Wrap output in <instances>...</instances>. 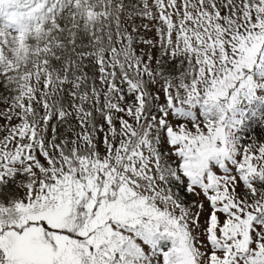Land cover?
<instances>
[{"label": "snow or ice", "instance_id": "1", "mask_svg": "<svg viewBox=\"0 0 264 264\" xmlns=\"http://www.w3.org/2000/svg\"><path fill=\"white\" fill-rule=\"evenodd\" d=\"M257 104L264 0H0V264H264Z\"/></svg>", "mask_w": 264, "mask_h": 264}, {"label": "rangeland", "instance_id": "2", "mask_svg": "<svg viewBox=\"0 0 264 264\" xmlns=\"http://www.w3.org/2000/svg\"><path fill=\"white\" fill-rule=\"evenodd\" d=\"M258 114H256V116H257ZM255 116V117H256ZM252 119V118H251ZM251 121V122H250ZM249 122V127H246L245 129H246V133H244V138H245V140L247 141L248 140V138H250V137H258V138H260V139H262V140H264V134H262V132H261V130H256V126H258L257 124H258V122L257 121H259L260 122V120H255V119H252V120H250ZM252 123L254 124V125H252ZM258 127H260V126H258ZM264 127V126H263ZM258 129V128H257ZM183 194V193H182ZM201 199H203V197H200ZM188 199L189 200H191V199H195V197H188Z\"/></svg>", "mask_w": 264, "mask_h": 264}]
</instances>
